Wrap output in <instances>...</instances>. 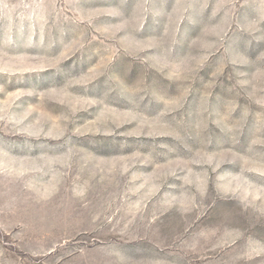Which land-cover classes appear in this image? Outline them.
I'll return each instance as SVG.
<instances>
[{
  "label": "rangeland",
  "instance_id": "obj_1",
  "mask_svg": "<svg viewBox=\"0 0 264 264\" xmlns=\"http://www.w3.org/2000/svg\"><path fill=\"white\" fill-rule=\"evenodd\" d=\"M0 264H264V0H0Z\"/></svg>",
  "mask_w": 264,
  "mask_h": 264
}]
</instances>
